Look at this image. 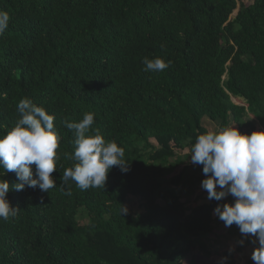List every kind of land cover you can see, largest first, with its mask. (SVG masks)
Masks as SVG:
<instances>
[{"label": "trees", "instance_id": "trees-1", "mask_svg": "<svg viewBox=\"0 0 264 264\" xmlns=\"http://www.w3.org/2000/svg\"><path fill=\"white\" fill-rule=\"evenodd\" d=\"M245 1L0 0L10 18L0 34V137L27 98L55 117L59 141L55 187L8 193L17 214L0 219V264H236L259 247L249 235L246 247L230 240L200 256L220 240L214 209L234 199L187 203L178 190L207 178L198 164L187 176L180 157L212 124L264 131V0ZM145 57L171 66L145 72ZM86 113L88 134L122 147L130 170L114 166L105 187L81 190L62 181L76 163L65 121ZM0 179L19 182L2 168Z\"/></svg>", "mask_w": 264, "mask_h": 264}, {"label": "clouds", "instance_id": "clouds-1", "mask_svg": "<svg viewBox=\"0 0 264 264\" xmlns=\"http://www.w3.org/2000/svg\"><path fill=\"white\" fill-rule=\"evenodd\" d=\"M9 15L0 11V34L9 26ZM145 72H163L171 61L160 57L143 58ZM20 114L16 126L0 137V168L6 173L15 172L18 183L11 186L0 179V219L7 220L17 214L7 199L10 190L26 187L49 192L55 187L52 173L56 171L58 133L54 130L53 115L31 100L22 99L17 105ZM94 114L86 113L79 122H67L73 130L75 151L71 159L76 163L62 176L63 184L69 179L81 190L105 187L108 173L118 166L123 173L130 170L124 149L116 142H106L97 130L89 135ZM192 164L203 165L202 189L208 199L221 201L231 196L234 203H224L214 209V214L225 227L235 224L245 239L249 234L257 238L259 247L253 254L255 264H264V131L242 134L235 127H224L218 132L208 131L196 138L191 147ZM35 166L33 171L32 166ZM218 188L220 190H218ZM66 195H71L69 190ZM128 209H122V215ZM244 244V239L239 241ZM226 259V258H225Z\"/></svg>", "mask_w": 264, "mask_h": 264}, {"label": "rangeland", "instance_id": "rangeland-1", "mask_svg": "<svg viewBox=\"0 0 264 264\" xmlns=\"http://www.w3.org/2000/svg\"><path fill=\"white\" fill-rule=\"evenodd\" d=\"M247 5H250L254 2V0H246L245 1ZM236 13L233 15L235 16ZM247 120H248V124L250 126H255V124H257L258 122L256 120H254L253 117H247ZM206 122L208 123L207 120H204V124H206ZM259 124V123H258ZM212 127L214 131L218 130L219 129V125L218 124H212ZM259 131H262V126H258ZM175 159V158H174ZM180 160L185 163L187 165V168L189 169L188 170V173H187V176H190L193 171H194V167H193V164L191 163V159H190V153L188 151H186L181 157H180ZM172 162L174 161L173 159L171 160ZM176 161V160H175ZM202 184H196L193 188H187V187H181L179 188V192L181 194V196L183 197V201L184 202H191L193 199H195L196 197H199L201 196V199H200V203L201 204H204L206 202H208V193L206 190L202 189L201 187ZM218 190H220L218 188ZM137 200L134 199V198H129L128 200V204L130 206H134V208H137ZM218 230H222V227H219ZM231 238H234V239H239V241H241L242 239H244V244L241 245L239 243V246L240 247H246V239L242 236V234L240 233V231L238 230L236 233H226L225 236H223L220 240H218L217 242H214L213 245H209V250L206 251V252H199V255L200 256H203V257H207V258H211V255L213 252H216L217 250L221 249L224 245H225V239H228L230 240ZM257 240V238H255ZM258 242V241H257ZM256 249V247H253V246H250L248 248H245L244 249V252L240 254L236 264H251V260H252V254L254 252V250Z\"/></svg>", "mask_w": 264, "mask_h": 264}, {"label": "crops", "instance_id": "crops-1", "mask_svg": "<svg viewBox=\"0 0 264 264\" xmlns=\"http://www.w3.org/2000/svg\"><path fill=\"white\" fill-rule=\"evenodd\" d=\"M258 126H260V125H258ZM258 129H260V128H258ZM210 202H211V200H208V202H206V203H210ZM215 217L218 218L217 215H216ZM218 222H219V221H218ZM219 227H222V230H221V231L218 230ZM217 231H218V234H219V236H220V239H221L223 236H225L226 233H231V231H230V227H225V225H224L223 223H217ZM249 235H251V234H249ZM242 236H243V235H242ZM225 240H227V241L235 240V241L237 242V245L239 246V239H238V238H237V239L231 238L230 240H228V239H225ZM227 241H225V242H227ZM212 244H214V243H212Z\"/></svg>", "mask_w": 264, "mask_h": 264}]
</instances>
